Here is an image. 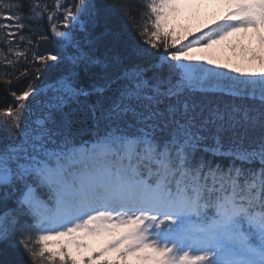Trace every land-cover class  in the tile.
Wrapping results in <instances>:
<instances>
[{
    "label": "trees",
    "instance_id": "trees-1",
    "mask_svg": "<svg viewBox=\"0 0 264 264\" xmlns=\"http://www.w3.org/2000/svg\"><path fill=\"white\" fill-rule=\"evenodd\" d=\"M152 6V0H0V111L14 108L30 90L60 77L84 90L98 89L122 71L137 69L149 81L157 76L161 90L176 87L182 81L177 79L173 59L187 48L178 50L183 37L161 29ZM213 46L203 45L206 50ZM215 70L228 72L227 64H217ZM218 76H212L205 87L222 88ZM260 82L264 86V80ZM238 84L227 88L248 90ZM253 95L264 97V87ZM170 149L172 159H184L188 170L210 169L221 179L234 173L235 183L250 178L264 188V166L193 148L181 154ZM254 169L259 171L258 179ZM27 181L19 179L0 190V264H74L33 243L29 211L19 203Z\"/></svg>",
    "mask_w": 264,
    "mask_h": 264
},
{
    "label": "water",
    "instance_id": "water-1",
    "mask_svg": "<svg viewBox=\"0 0 264 264\" xmlns=\"http://www.w3.org/2000/svg\"><path fill=\"white\" fill-rule=\"evenodd\" d=\"M123 139L264 164V98L184 83L165 92L135 70L89 91L59 78L0 112V185L81 144Z\"/></svg>",
    "mask_w": 264,
    "mask_h": 264
},
{
    "label": "rangeland",
    "instance_id": "rangeland-1",
    "mask_svg": "<svg viewBox=\"0 0 264 264\" xmlns=\"http://www.w3.org/2000/svg\"><path fill=\"white\" fill-rule=\"evenodd\" d=\"M227 1L234 4V11L231 13L234 19L232 23L224 24V29H226L224 36L220 40L212 42L214 46L207 50L202 45L195 46L194 41L189 43L192 44L190 47L186 44L179 45L178 50L187 49L182 54H180L181 51L176 53L173 66L178 74L177 79L182 81L180 84L184 83L190 87L196 86L195 88L198 89H220L233 94L251 95L255 93L259 86L264 87L263 83L260 82L264 80V0H157L154 7L159 9L158 20L161 29L166 32L170 31L173 37L179 36L178 39L183 37V40H185L191 32L200 31L199 28L206 24L205 18L208 13H219V17H221V14L223 16L222 10ZM173 4H176L175 8L172 7ZM166 57L165 55L164 59ZM221 63L227 64L228 72L222 71L219 73L215 70V66ZM235 65L237 67L234 69L233 66ZM231 73H233V77ZM217 74H219L217 81L220 82L219 86L222 88L205 87L210 78ZM240 74L242 75L241 80L239 79ZM147 81L153 87L158 88L156 83L159 78L157 76L150 79L152 83L149 80ZM237 82H239L238 85H242L248 90L239 92L230 87L227 88L230 84H236ZM97 145L90 148L96 152L86 153L89 159L93 156V161L95 159L99 161L105 155H108V151L104 155H99L101 150L108 149L111 151L110 156H113L118 149L122 148L124 151L135 150L146 158L159 156V162L165 160L168 152L167 145L157 149L146 144L139 146L133 141L111 146L107 144ZM80 148L82 149V147ZM79 154L80 152L75 151L74 154H70L68 157L72 158L74 155ZM156 164L158 163L156 162ZM60 167L59 164L45 165L32 178L39 176L43 180L53 179L56 181V185H58L57 182L67 183L66 179L65 181L63 179ZM105 184L110 185L111 183L106 182ZM33 196V190L28 188L23 192V203L28 205L34 203L36 205L37 200L33 199ZM88 216L93 218L92 215ZM87 220L89 219L68 226L63 231H51L45 233V236L39 235L33 243L47 250V253L52 257L64 258L67 255L74 264H180V262L181 264H188L187 260H194L192 252L176 254V259L170 249L153 245L145 233L148 231L136 219L117 222L108 218V222L99 221L96 227L92 229L85 226ZM102 225L106 227L102 228ZM110 229L113 233L126 235V237L130 236V238H126L127 244L120 242L114 247H109L110 240L119 241L110 234ZM129 246L133 247L134 253L126 252V248ZM120 247L123 248L126 254H131V261L120 260ZM138 252H150L155 256L143 261L136 259Z\"/></svg>",
    "mask_w": 264,
    "mask_h": 264
},
{
    "label": "bare ground",
    "instance_id": "bare-ground-1",
    "mask_svg": "<svg viewBox=\"0 0 264 264\" xmlns=\"http://www.w3.org/2000/svg\"><path fill=\"white\" fill-rule=\"evenodd\" d=\"M40 88V86L38 87V88H35V89H39ZM21 176H23V175H17L15 178H14V180L16 179V178H21ZM24 222V219L21 221V223H23Z\"/></svg>",
    "mask_w": 264,
    "mask_h": 264
}]
</instances>
